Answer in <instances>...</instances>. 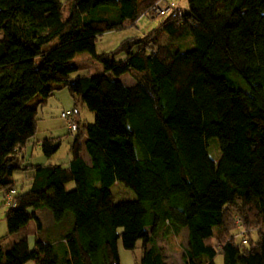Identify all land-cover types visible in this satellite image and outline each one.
<instances>
[{
	"label": "trees",
	"instance_id": "trees-1",
	"mask_svg": "<svg viewBox=\"0 0 264 264\" xmlns=\"http://www.w3.org/2000/svg\"><path fill=\"white\" fill-rule=\"evenodd\" d=\"M65 1L63 15L62 0H0L4 235L29 218L37 231V207L54 221L71 214L58 244L35 237L28 245L24 232L0 242V264H119L118 241L138 247L133 264H166L155 235L180 227L186 239L176 264H215L217 252L222 264H264V0H185L184 8L174 0ZM155 3L166 10L152 12ZM139 14L157 19L94 50L98 34ZM186 37L185 47L172 43ZM79 51L103 72H79L71 61ZM124 71L132 83L113 77ZM59 87L93 119L77 112L64 163L33 161L22 149L36 111L25 102ZM56 146L52 136L39 142L44 156ZM14 169L31 173L17 181ZM115 180L135 197L113 201Z\"/></svg>",
	"mask_w": 264,
	"mask_h": 264
},
{
	"label": "rangeland",
	"instance_id": "rangeland-1",
	"mask_svg": "<svg viewBox=\"0 0 264 264\" xmlns=\"http://www.w3.org/2000/svg\"><path fill=\"white\" fill-rule=\"evenodd\" d=\"M176 1L177 5L180 8L185 7V0H174ZM61 12L64 15L66 13V1L62 0L61 5ZM157 19L156 17H150L147 14H139L136 17V20L133 23H123L121 26L109 29L101 32L98 34L94 39V50L95 51H106L114 47V45L124 36L131 35V34H141L146 27L149 28L152 26ZM22 20L21 17H16L11 23L14 24V26H18L17 24ZM160 34V33H159ZM160 39L162 41H165L167 37L164 34L159 35ZM177 42L179 43L180 47H185L189 44L188 37L183 38L181 40H173V44ZM192 39L191 44L192 45ZM121 54H116L117 56H120ZM72 63L76 64L78 66L79 72L84 73H96V72H103L101 63L96 60L94 57H92L87 51H79L74 53V55L71 58ZM231 75H235L232 73ZM236 76V75H235ZM113 77L118 78L119 80L123 81L124 83H131L133 82V78L127 73V71L121 72L117 75H114ZM240 86L246 87L245 83H243ZM56 94L62 93L63 100H69V97L67 95V91L65 87H60L59 90H54V93ZM55 97V95H54ZM54 106L51 112V118L54 122L59 121H65L59 114H58V106L61 104L59 102H55ZM78 116L83 121H90L93 119L94 111L88 109L83 103L79 104V112ZM65 123V122H64ZM63 129V126L60 128H57L56 131L60 132V134L57 135L56 140V148L48 155L44 156L41 153V149L38 145L33 146L32 151L34 154H39V156H44V159L48 161H59L64 163L66 158L68 157V142L66 139L69 138V133L65 132ZM207 151L209 156L216 160L218 156V149H217V139L215 136H210L208 138L207 143ZM82 156L86 158V155L83 150H81ZM33 154V155H34ZM34 159V158H33ZM36 161V160H35ZM66 187L71 186V181L66 182ZM111 198L113 201L117 200H125V199H133L135 197L133 191L124 186L120 181L115 180L112 182V184L109 187ZM1 199V196H0ZM4 205H0V242L2 244V247H6V245L14 238H16L19 234L25 233L27 236V242L28 245H32L33 239L35 237H40L41 239L48 240V241H54L56 244L60 242V234L67 230L71 224V214L69 212H66L64 216L57 221L52 220L49 210L44 207H37L36 213L40 218V224L41 227L35 231V221L32 218H29L26 223L18 228L16 231H13L11 233H8L4 235L5 233V220L3 218L4 213ZM161 229L157 232L155 235V241L157 245L160 246L161 249V255L166 264H172V263H178L181 260V253L185 244L186 239V230L184 227H180L176 231H170ZM251 236H254V233L251 232ZM239 237V233H237L236 238ZM117 253H118V262L119 264H133V258L138 253V247L135 246L132 249H128L123 247L120 242H117ZM27 264H31L32 260L28 259L26 260ZM214 262L215 264H222V255L220 252L215 253L214 255Z\"/></svg>",
	"mask_w": 264,
	"mask_h": 264
},
{
	"label": "crops",
	"instance_id": "crops-1",
	"mask_svg": "<svg viewBox=\"0 0 264 264\" xmlns=\"http://www.w3.org/2000/svg\"><path fill=\"white\" fill-rule=\"evenodd\" d=\"M147 29L148 28L146 27L145 30H147ZM59 89H60V87L56 88L54 90H59ZM54 90L52 91L51 94H49L47 96H42L39 93L35 92L25 102L26 105L35 107L36 119H35L34 132L32 133V136L29 139V141L27 143H25V145L23 146V149H22L24 156L27 154V151H29V149H31L30 152L33 153V151H32L33 146L38 145L42 137L52 136L54 138H57V135L60 134V132L56 131L57 128H60L61 126H63V129H61V132H62V130L67 132L64 121L58 120L57 122H54L53 119L50 117L51 112H52L51 108L56 106V105H54L55 102H59L61 104L60 106H58L59 110L63 107H68V106L73 104L72 99L70 98L69 94L67 93L69 100L60 101L61 99H63L62 93L56 94L57 92H55L54 93L55 97H54V95H53ZM58 114H59V111H58ZM70 138H71V135L69 134V138L66 139V141L68 143H69ZM29 158L33 161L34 160H36V161H43L44 160V156L42 159V156H39L38 153L32 155L31 157L29 156ZM30 173H31V170H29V169H26V170L14 169V170H12V177L17 181H21L22 179H24V177H26ZM23 264H27V262L25 261ZM31 264H34L33 261L31 262Z\"/></svg>",
	"mask_w": 264,
	"mask_h": 264
},
{
	"label": "built area",
	"instance_id": "built-area-1",
	"mask_svg": "<svg viewBox=\"0 0 264 264\" xmlns=\"http://www.w3.org/2000/svg\"><path fill=\"white\" fill-rule=\"evenodd\" d=\"M167 8V4H153L151 6V10L154 13L157 14H162ZM78 112V107L76 105H70L68 107H63L59 110V115L65 120V126H66V130L68 132H71L75 129L77 121H76V115ZM240 236H241V240H243V233L242 230L240 229L239 232Z\"/></svg>",
	"mask_w": 264,
	"mask_h": 264
}]
</instances>
